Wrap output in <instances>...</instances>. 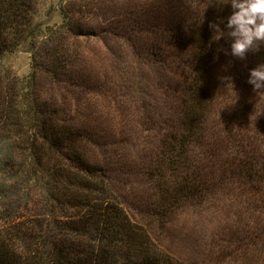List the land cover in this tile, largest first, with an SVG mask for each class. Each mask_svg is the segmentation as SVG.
I'll return each instance as SVG.
<instances>
[{"label":"trees","instance_id":"obj_1","mask_svg":"<svg viewBox=\"0 0 264 264\" xmlns=\"http://www.w3.org/2000/svg\"><path fill=\"white\" fill-rule=\"evenodd\" d=\"M39 2L0 0V69L4 58L25 48L33 59L43 60V71L32 70L20 84L0 72V264H187L126 214L112 187L109 159L88 160L84 150L99 145L96 129L79 125L37 96L43 74L57 78L78 59L82 46L75 37L83 35L85 26L80 3L55 10L61 24L54 29L35 23ZM167 6L165 22L141 25L144 32L158 28L161 34L154 31L142 49L132 48L139 59H151V75L158 78L173 113L154 136L156 142H146L141 164H126L123 172L146 179L144 206L160 230L181 215L199 224L209 217L213 225L200 238H209L210 245L198 240L203 258L212 264H242L256 249L263 264L264 107L246 97L237 110L231 104L217 111L221 97L230 102L238 91V82L223 68L233 65L225 54L227 41H215L209 25L226 23L230 5L198 0L182 9ZM174 52L186 57L184 71L179 72L177 62L176 69L166 68ZM223 59L226 63L218 65ZM139 70L133 74L143 78ZM226 74L230 84L223 92ZM140 82L133 106L137 127L144 126L145 111L152 109L144 97L155 101L147 92L154 83ZM125 91L135 100L132 88ZM231 111V118L238 115L234 121L228 118ZM125 142L130 149V140ZM31 188L38 195L33 218L22 210L23 204L29 208Z\"/></svg>","mask_w":264,"mask_h":264},{"label":"rangeland","instance_id":"obj_2","mask_svg":"<svg viewBox=\"0 0 264 264\" xmlns=\"http://www.w3.org/2000/svg\"><path fill=\"white\" fill-rule=\"evenodd\" d=\"M176 1L178 3L174 5ZM77 3L85 7L81 10L85 24L82 30L83 35L75 37L82 46L79 57L67 65L64 75L55 78L45 77L43 74L37 81V96L42 102H47L55 109L63 111L64 115L73 118L79 125L84 123L96 129L99 145L88 146L84 150L85 154L90 162H103L104 158L109 159L113 190L121 207L134 223L145 227L155 242L176 259L187 264H212L210 258L205 259V256L203 258L200 253L201 246L198 244L200 239L203 246L210 245L209 238H200L204 233L206 234L207 227L213 225L209 217L204 220L208 223L201 219L199 224L197 219L181 215L166 231L160 230L148 216L144 206L147 195L146 179L136 174H125L122 169L126 164H141L140 158L143 161L146 157L144 155L148 152H146L148 147L145 148L146 142H156L154 136H159L158 132L163 131L165 122L171 116V112L173 113L169 101L160 92L158 78L151 75L154 71L151 59L143 60L142 56V60L139 59L132 48L136 44L142 49L152 32L156 31L157 35L160 32L158 28H151L144 32L141 25L149 24L148 22L158 24L161 20L165 22L163 13L167 5L170 8L176 6L182 9L185 6L197 4L198 0H41L38 3L34 21L35 23L42 21L43 24L48 25L47 27L54 29L61 24L55 10ZM201 7L205 8L206 5ZM157 15L158 19L155 17ZM137 22L141 24L137 25ZM69 37L73 38V36ZM227 43L229 45L230 41ZM32 55L27 48L19 50L1 61L4 69H0V72H5L12 81L20 84V81L25 80L32 70L43 71V60L39 57L33 59ZM168 56L171 59L168 60L166 68L184 71L186 66L183 63L186 57L184 58L181 54L175 55V52L172 56ZM229 56L230 60L233 59L231 68L230 65L225 64L224 59L218 60V65L220 62H225L223 63L225 66L222 67L228 71L233 81L238 82L237 88L235 87L238 91L233 93L230 102L224 101L221 97L217 111L222 113L231 104L237 110L243 98L246 97L253 99L255 104L259 102L256 104L257 108L264 107V95L253 92L251 85L247 83L249 70L264 63V55L257 57L255 53H249L244 60H239L230 54ZM174 62H177L178 67H174ZM138 69L143 73V78L133 74V72L138 73ZM228 74L224 76V87H221L223 92L228 91L227 83L230 84ZM149 79L150 83L154 84L148 85L147 92L150 91L149 93L154 95L159 93L162 97L150 94L149 96L155 98V101L150 97H144L147 105L148 102H152V109L150 112L145 111L147 121H144V126L137 127L136 124L139 121L137 108H133L138 97L136 88L140 81L147 82ZM126 87L133 89L131 94L135 100L125 91ZM100 88L103 89L102 92L98 91ZM248 93L252 94L247 95ZM160 99L165 101V106H162ZM232 114L231 111L228 118L234 121L238 115L236 112L235 117L231 118ZM127 140L131 142L130 149L126 146ZM137 153L143 156H135ZM133 165L131 167L134 169L138 167ZM30 190L28 200L25 198L29 208L26 209L27 205L23 204L22 210L27 216L33 218L37 213L35 202L38 200V195L35 193V188ZM258 256L257 250L251 249L241 263L260 264Z\"/></svg>","mask_w":264,"mask_h":264},{"label":"clouds","instance_id":"obj_3","mask_svg":"<svg viewBox=\"0 0 264 264\" xmlns=\"http://www.w3.org/2000/svg\"><path fill=\"white\" fill-rule=\"evenodd\" d=\"M230 5L231 14L226 23L221 20L210 24L215 33L214 40L230 41L229 51L239 60H244L249 53H258L264 47V0H225ZM224 24V28H221ZM247 83L253 92L264 95V63L249 70Z\"/></svg>","mask_w":264,"mask_h":264}]
</instances>
